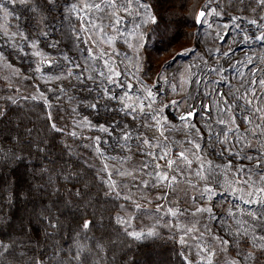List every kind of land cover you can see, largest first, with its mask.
Returning <instances> with one entry per match:
<instances>
[{"label":"snow or ice","instance_id":"6c2138e0","mask_svg":"<svg viewBox=\"0 0 264 264\" xmlns=\"http://www.w3.org/2000/svg\"><path fill=\"white\" fill-rule=\"evenodd\" d=\"M156 4L152 0H0V40L10 49L6 55L0 47V66L9 70L0 75L4 81L0 164L36 157L51 166L33 168L31 182L17 170L12 183L16 204L22 207L12 215L3 211L5 197L0 189V264H106L108 253L157 235L155 224L137 230L133 221L153 203L145 190L158 187L169 189L156 196L169 206L157 202L151 215L157 224L164 218L161 212L174 218L165 224L173 238L179 233L178 255L184 264H214L217 255L223 264H264V78L256 74H264V52L248 51L237 58L232 46L264 47V0H224L223 4L206 0L194 11L196 23L212 29L209 18L235 12L230 17L235 32L231 45L223 52L215 48L211 64L213 50L208 49L207 57L198 56V63L176 69L178 79L176 73L169 78L170 65H165L156 84L149 85L139 75L140 53L145 29L158 26ZM228 28L227 23L217 24L216 38L227 42L222 32ZM118 42L132 55L121 51ZM42 43L53 52L45 51ZM13 51L22 61L27 59L24 71L9 61ZM188 52L196 55L195 49L178 55ZM37 80L60 83L46 90L38 83H26ZM161 81L177 94L191 90L181 100L168 99L167 90L157 86ZM41 103L42 124L25 123L22 108L28 107L41 120L34 111ZM83 107L105 118L93 122L81 114ZM166 109L181 110L175 117L179 123L168 118ZM56 133L70 137L72 143L57 145L52 135ZM5 142L10 147L5 148ZM84 148L100 163L91 173L92 184L81 189L76 185L86 177L73 167V157ZM156 148L159 153L152 151ZM139 157L145 159L138 167L134 163L124 167ZM53 172L73 183L75 190L64 195ZM97 181L103 190V211L97 208L98 201L90 199ZM13 199L9 192L8 207L14 206ZM88 208L93 209L91 219L82 211ZM181 216L191 220L184 224ZM69 220H82V226L72 227ZM212 224L218 225L217 230ZM192 248L196 260L189 258ZM127 264L136 261L128 258Z\"/></svg>","mask_w":264,"mask_h":264},{"label":"trees","instance_id":"16d2710c","mask_svg":"<svg viewBox=\"0 0 264 264\" xmlns=\"http://www.w3.org/2000/svg\"><path fill=\"white\" fill-rule=\"evenodd\" d=\"M206 0H160V4H156V0H152V3L156 4V9L159 10L157 25H149L146 28V38H145V47L143 48L146 52V65L153 67L154 65L151 63L152 57L166 55L173 56L177 51V46L181 42H193L196 39L198 30L201 28V25L196 23L194 17V11H198L200 7L204 5ZM234 2V0H233ZM220 3L223 4L224 0H220ZM163 5V7H161ZM236 14L235 12L228 11L227 14L223 15L224 17L231 16ZM1 47L3 50H10L7 46H3V40L0 41ZM41 47L44 48L47 52H53L50 48H45L44 44H41ZM142 49V50H143ZM7 55V53L5 52ZM148 55V57H147ZM27 59L21 60L16 53L13 51L9 56V61L16 67L21 68V71H24V65ZM151 61V62H150ZM8 72V70H7ZM142 79L145 80L149 85L155 84V73L144 72ZM37 81H28L26 83L32 84ZM60 82H55L54 87ZM4 81L0 80V85H3ZM64 86L67 87V83H64ZM2 103V102H0ZM23 103V102H22ZM66 106V105H65ZM13 112L17 111V106H11ZM88 108H85V111ZM43 105L42 103L34 109L36 113L41 116V120H37L36 116L31 115L29 113L28 107H23L20 111L21 115H25V123L29 120L36 121L37 127L42 124L43 117ZM90 111V109H88ZM80 111V110H79ZM81 112V111H80ZM55 115V112H54ZM95 115V114H93ZM15 119V116H13ZM61 123H64L61 120ZM70 123V121H69ZM85 134L87 130H85ZM57 137L55 143L57 145H61L64 142L72 143L71 138H65L62 134L56 133L52 134ZM91 135H93L91 133ZM79 143V142H77ZM5 148L10 147L7 142L3 145ZM75 148L76 145H73ZM58 151V149H57ZM79 155L73 157V167L79 171L83 176L86 177L83 184H77L76 187L81 189L86 186H90L92 184V175L91 173L94 171L96 165L100 162L98 158H94L90 155V151L87 148L77 149ZM110 151V149L108 150ZM67 159V157H65ZM44 164V166L51 167L47 164L46 161L42 159H38L36 157L31 158L30 160H25L23 163H15V164H0V189H3V196L5 197V204L3 207V211L12 215L16 213L18 207H22V205H17L15 201L16 191L15 186L12 181L15 179L17 174V170L19 173L25 174L28 180L31 182V170L33 168H38ZM60 170V165H56V171ZM71 170V169H69ZM66 174V173H65ZM53 180L57 186L61 188V191L64 195H68L67 190L74 191L73 183H70L63 179V175L57 176L55 172L52 173ZM11 192L13 196V207H8L6 198L8 193ZM92 196L91 200L97 202V208L100 211H103L105 204L103 203V190L100 188L98 181L97 187L91 188ZM99 193V195H97ZM75 199V198H74ZM45 202H47V197H45ZM82 211L86 212L85 218L91 219V213L93 211L92 208L82 209ZM116 213H113V216ZM150 214V213H146ZM99 215V214H98ZM105 224L108 223V218L105 216L104 218ZM67 223L72 227L82 226V220H69ZM179 234L177 233L175 238H173V233L167 231L166 229H162L156 236L148 237L147 239H143L140 241H132L131 248H125L123 251L117 250L114 254L108 253L106 257V264H127L128 258H133L138 263V260H143L145 257L149 256L153 250H157L162 253V264H184L183 260L179 257L178 253L181 251V245L178 243ZM187 254L188 250L185 249ZM113 255L115 259L113 260ZM141 257V259H140Z\"/></svg>","mask_w":264,"mask_h":264},{"label":"rangeland","instance_id":"374dc122","mask_svg":"<svg viewBox=\"0 0 264 264\" xmlns=\"http://www.w3.org/2000/svg\"><path fill=\"white\" fill-rule=\"evenodd\" d=\"M195 17V14H194ZM230 17L231 16H221V17H211L209 18L210 22L213 23V28L209 29L207 27V24L201 25V28L198 30L196 39L193 42H181L179 43V45L177 46V52L173 55V56H166V55H160V56H156V57H152L151 59V63L154 65L153 67L147 66L146 65V52L145 50L141 49V57H142V71L139 73V75L142 77L144 72H149V73H155V84H156V76L157 74L161 73L162 71H165V65H170L167 69H166V73L169 76V78H171V76L173 75V73H176V69L178 68H183L186 67L188 64L193 63V62H199L198 61V56L199 55H205L207 57V51L208 49H212L213 50V56L209 59V63H213L215 60V48H220L221 52L226 51L228 49V47L231 45L232 43V39L235 36V32L232 30V26H231V22H230ZM229 24V28L225 29L222 34H225V40L227 42H222L220 41L218 38H216V25H224V24ZM148 27V26H147ZM146 31V29H145ZM133 38L130 37V40H132ZM1 41V40H0ZM121 51H129V54L132 55V52L130 49H127V46L119 43L117 45ZM235 49L234 55L237 58H242L244 52H248V51H255V52H264V47H261V45L259 44H252L251 48H249L248 45H241L239 47H236L235 45H232ZM1 47V44H0ZM186 49H195L196 55H193L191 52L186 53L185 55H178V53L184 52ZM3 50V48H2ZM4 52H6L7 54L9 53L10 50H3ZM148 57V55H147ZM34 59V58H33ZM24 70L28 67V61L26 60L25 65L23 66ZM251 67V66H249ZM6 68L0 66V75L7 73ZM9 71V70H8ZM242 71L245 72L246 76L248 75V69L244 68L242 69ZM257 76L259 78H264V74L257 72L256 73ZM177 75V79L179 78V74L176 73ZM236 81L234 80L233 83H235ZM42 90H46L48 87H54V83L49 85V84H45L43 83V81L37 80V82ZM57 83V82H56ZM67 83V82H64ZM158 87H160L163 90H167L166 91V96L168 99H175V100H181L182 96H185L187 94L188 91H190L191 89L186 88L184 92H180L179 94L175 93L172 91L171 87L169 85H166L163 83V81L160 82L159 85H157ZM195 87V86H193ZM259 94V93H258ZM51 96V94H49ZM192 101H189V103H191ZM197 106L199 107V101H196ZM205 103H207V101H205ZM86 107H83L80 109L81 114L82 115H89V118L93 120V122H95L97 119H101L103 120L105 117L101 116V117H96L95 115H93L94 113H91V110L89 111L88 109L85 111ZM183 108H187V104L183 105ZM181 110H177V109H166V115H168V118L170 120H174V122L179 123L178 120H175V117L179 114ZM93 135H97L99 133L96 132H92ZM102 135V134H100ZM149 135H152V133H149ZM90 151V150H89ZM121 150L117 149V152H120ZM152 151L159 153L160 149L156 148V149H152ZM110 154L115 155L116 153H112L111 150L109 151ZM123 154H127V153H123ZM90 155H92L94 158H96V156L94 155L93 152L90 151ZM144 157H139L136 158L134 161H130L129 164L124 165V167H130L133 163L138 167L143 161H144ZM111 163H115V162H111ZM161 164V168L163 170H166V166L164 165L163 161H160ZM117 167H119V165H116ZM155 167V162H153V168ZM116 179H120L118 177H114ZM145 179H149V177H144ZM128 180H131V178L129 177ZM133 191H135V189H133ZM169 189L168 188H163V187H158L155 189H152L150 192H146V194L153 200V203L151 204H147L145 205L143 214L137 213V219L133 221V226L139 230L141 228H147L150 226H153L154 224L156 225V232L159 233L162 229H166L167 231H170V228L165 224V221L168 222V224H171L174 220V218L171 215H167L164 216V213L161 212L159 215L164 217L163 219H161L159 221V223H156V217L151 215V213L155 212V206L156 203H163L165 208H167L169 205L167 202L165 201H157L156 200V196L157 195H163L165 192H168ZM145 193H139L138 195H142ZM174 198L172 196H169V200H173ZM182 208L184 207V205H180ZM146 213H150V214H146ZM123 214V213H121ZM189 220H191V217H185V216H181L180 217V222L184 223V224H188ZM207 222V221H204ZM213 230H217L218 225L216 224H212ZM179 234V233H178ZM195 248L191 249V255H190V259L196 260V256H195ZM188 254V252H187ZM141 259V257H140ZM137 264H162V253L158 252L156 249L153 250L149 256L145 257V259L143 258V260H138ZM214 264H223V258L219 255H217V257H214Z\"/></svg>","mask_w":264,"mask_h":264}]
</instances>
